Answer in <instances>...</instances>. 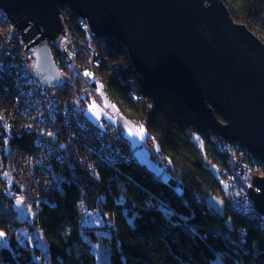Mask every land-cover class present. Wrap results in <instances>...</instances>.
<instances>
[{
    "label": "trees",
    "instance_id": "trees-1",
    "mask_svg": "<svg viewBox=\"0 0 264 264\" xmlns=\"http://www.w3.org/2000/svg\"><path fill=\"white\" fill-rule=\"evenodd\" d=\"M223 2L236 22L256 35L264 34V0ZM60 9L74 20L72 31L82 34L78 16L65 5ZM76 45L85 61L83 45ZM108 52L112 61L128 58L126 48L113 39H109ZM72 85L55 92L61 96L98 94L87 73H76ZM109 87L113 97L128 107V116L143 121L165 156L166 171L183 184V192L179 194L140 162L128 140L131 161L102 162L95 171L71 162L62 173L56 165L55 171H49L51 185L45 201L23 222L28 230L42 234L48 260L43 261L42 249L35 242L31 247L20 242L22 223L13 208L15 198L9 210L0 202V231L7 236V243L0 246V264H98L92 243L97 236L94 228L104 231L110 264H264V216L254 206L248 214L231 206L226 183L231 161L216 148L218 134L165 88L148 91L143 87L151 103L148 108L133 102L128 88L118 80H111ZM10 143L37 158L35 134L14 137ZM250 161L264 170L260 161L252 157ZM4 183L16 197L18 188L8 174ZM210 195L225 201L223 213L207 207ZM96 210L106 213L109 223L91 229L84 223L85 215Z\"/></svg>",
    "mask_w": 264,
    "mask_h": 264
},
{
    "label": "water",
    "instance_id": "water-1",
    "mask_svg": "<svg viewBox=\"0 0 264 264\" xmlns=\"http://www.w3.org/2000/svg\"><path fill=\"white\" fill-rule=\"evenodd\" d=\"M61 5L87 19L95 36L124 46L146 90L176 94L223 140L264 165V42L223 0H0L35 57V73L53 89L66 83L53 50L71 63L59 42ZM252 184L260 192L250 187L249 194L264 216V176ZM205 202L217 214L225 210L222 198Z\"/></svg>",
    "mask_w": 264,
    "mask_h": 264
},
{
    "label": "built area",
    "instance_id": "built-area-1",
    "mask_svg": "<svg viewBox=\"0 0 264 264\" xmlns=\"http://www.w3.org/2000/svg\"><path fill=\"white\" fill-rule=\"evenodd\" d=\"M63 14L61 12L60 17L65 32L59 35V42L71 63L67 65L54 57L59 69L62 71L67 67L76 73H87L89 81L107 101L115 102L108 83L118 80L128 88V96L133 102L151 107L149 98L142 91L143 75L136 71L129 55L125 62L112 61L107 36H95L87 19L81 17L76 23L83 33L77 35L72 31L70 19ZM76 42L85 49V61ZM26 48L22 33L0 9V202L9 210L11 201L16 198L33 215L46 199L51 185L49 171H55L56 165L59 173L71 162L95 171L102 162L114 164L131 161L134 157L129 153L128 139L117 123L105 118L98 121L89 118L84 101L90 99V94L59 95L35 73V57ZM26 133L36 135V159L10 143L14 137ZM218 137L216 148L231 161V169L226 175L230 204L248 214L255 207L248 190L251 187L253 192H259L250 178L252 167L257 165L250 161L252 156L246 147ZM146 144L153 147L151 140ZM155 155L159 159L164 154L157 151ZM7 174L18 188L16 197L9 193L4 183ZM178 183L175 180L172 188L181 194L183 191L179 192Z\"/></svg>",
    "mask_w": 264,
    "mask_h": 264
},
{
    "label": "rangeland",
    "instance_id": "rangeland-1",
    "mask_svg": "<svg viewBox=\"0 0 264 264\" xmlns=\"http://www.w3.org/2000/svg\"><path fill=\"white\" fill-rule=\"evenodd\" d=\"M66 16H67V18L70 19V22L73 26L74 20L71 19L69 17V15L66 14ZM257 36L260 39L264 38L263 33H260ZM53 53H54V57H56L58 60H60V61H61V59L63 60V57L57 51L53 50ZM125 61H127V60H121L119 62H125ZM64 63H65V61H64ZM66 71L64 74L61 71L66 83L59 89H64L67 86L72 85V83H73V76L76 75V73L72 69H68V70L66 69ZM109 83H110V81H109ZM109 83H108V85H109ZM85 84L86 83L84 81L82 85L84 86ZM72 86H74V84ZM87 93L90 94V99L87 98L88 100L86 99V101H84V105H86V107L88 108V111L92 115V117H93V115L94 116L100 115V117H98V118L101 119V117H103L102 116L103 113H107V114L111 113L112 114V115L110 114L111 118H113V119L116 118L119 121L118 122V121L114 120V121L119 123L118 125L122 129V131L123 132L127 131L129 133V135H130L129 137L131 138V141H132V143L130 142V145L132 148L135 149V153L137 152L136 156H137L138 160L140 162L144 161L145 164H147L150 169H152L157 174L162 176V179L166 180V182L169 183L171 181L173 184H175L174 178L171 177L168 174V172L166 171L167 162H166L165 156L163 155L164 156L163 157L160 155L159 159L156 157L155 154L159 150L156 148L152 137L147 133L146 128H145V124L142 123L143 121L141 122L139 120H135V119L131 118L130 116H128V109H127L128 107L121 104V102H119L117 99L113 98V100L115 102L109 101V100L107 101L106 98L102 95V93L101 94L98 93L96 95H95V93H89V91H87L86 94ZM91 107H95V108H92V110H91ZM148 108H150V107H148ZM120 122L122 124H120ZM148 140H151V142L153 143V145H152L153 147H149L146 144ZM127 149H129V147H127ZM144 154H145V156H144ZM255 167H252V172H251L250 178L253 179V177H255V176H260V177L264 176V170L262 168L260 170V167L258 165ZM177 187H179V192L183 191V188H182L180 183H178ZM14 206H15L14 209L16 210V218L22 223V225H21L22 228H20V239H19L20 242L27 243L30 245V247L33 245V242H35L38 246L41 247L42 252H43V256L45 258V260L43 258V261L46 262L48 260V254H47L46 243L43 239L42 234L38 231L28 230V228L23 225L24 220L30 218L32 214L27 210V208L25 207L24 203L21 200L17 199V202L14 204ZM84 223L87 226H89V228L92 229L94 227L103 226V225L109 223V218H108V215L106 213H101L100 210H96V211L86 213ZM94 231H95V234L97 236H96V238H94L92 243H93L96 255H97V263L98 264H110V258H109L110 249L107 246V244H105L102 240V233H104V231H102L101 228H94ZM0 233H3V232L0 231ZM6 243H7V236L4 234L3 237H0V246L4 245Z\"/></svg>",
    "mask_w": 264,
    "mask_h": 264
},
{
    "label": "crops",
    "instance_id": "crops-1",
    "mask_svg": "<svg viewBox=\"0 0 264 264\" xmlns=\"http://www.w3.org/2000/svg\"><path fill=\"white\" fill-rule=\"evenodd\" d=\"M92 108H95V107H91V110H92ZM86 113H87V115L89 116V118L92 120V121H98L100 118H98V117H100V115L98 116V115H96V116H94L93 115V117H92V115L89 113V111H88V108L86 107ZM111 113H103V117H101V118H105V119H108V120H110V121H112V122H114V123H117V124H119L118 122V120L115 118V119H113V118H111V115H110ZM114 120H116V121H118V122H116V121H114ZM120 124H122L121 122H120ZM124 133H125V135H126V137H127V139H128V141L129 142H131L132 143V141H131V138L129 137L130 135H129V133L127 132V131H124ZM136 154H137V152H136ZM136 156V155H135ZM144 156H145V154H144ZM137 157V156H136ZM142 163H144L145 164V162L143 161ZM146 166H148L147 164H145ZM149 167V166H148Z\"/></svg>",
    "mask_w": 264,
    "mask_h": 264
},
{
    "label": "snow or ice",
    "instance_id": "snow-or-ice-1",
    "mask_svg": "<svg viewBox=\"0 0 264 264\" xmlns=\"http://www.w3.org/2000/svg\"><path fill=\"white\" fill-rule=\"evenodd\" d=\"M3 235H4L3 233H0V237H3Z\"/></svg>",
    "mask_w": 264,
    "mask_h": 264
},
{
    "label": "bare ground",
    "instance_id": "bare-ground-1",
    "mask_svg": "<svg viewBox=\"0 0 264 264\" xmlns=\"http://www.w3.org/2000/svg\"><path fill=\"white\" fill-rule=\"evenodd\" d=\"M61 12H62V11H61ZM63 15H65V13H64Z\"/></svg>",
    "mask_w": 264,
    "mask_h": 264
}]
</instances>
